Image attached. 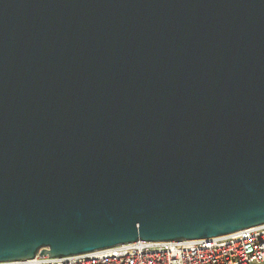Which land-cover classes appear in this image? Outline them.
<instances>
[{"label": "water", "instance_id": "water-1", "mask_svg": "<svg viewBox=\"0 0 264 264\" xmlns=\"http://www.w3.org/2000/svg\"><path fill=\"white\" fill-rule=\"evenodd\" d=\"M264 225V0H0V263Z\"/></svg>", "mask_w": 264, "mask_h": 264}, {"label": "built area", "instance_id": "built-area-1", "mask_svg": "<svg viewBox=\"0 0 264 264\" xmlns=\"http://www.w3.org/2000/svg\"><path fill=\"white\" fill-rule=\"evenodd\" d=\"M264 225L208 240L136 242L61 258L0 264H263Z\"/></svg>", "mask_w": 264, "mask_h": 264}, {"label": "trees", "instance_id": "trees-1", "mask_svg": "<svg viewBox=\"0 0 264 264\" xmlns=\"http://www.w3.org/2000/svg\"><path fill=\"white\" fill-rule=\"evenodd\" d=\"M264 264V263H263Z\"/></svg>", "mask_w": 264, "mask_h": 264}]
</instances>
